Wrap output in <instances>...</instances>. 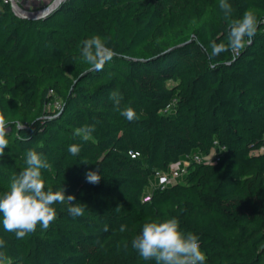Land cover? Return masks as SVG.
I'll list each match as a JSON object with an SVG mask.
<instances>
[{"label": "trees", "instance_id": "trees-1", "mask_svg": "<svg viewBox=\"0 0 264 264\" xmlns=\"http://www.w3.org/2000/svg\"><path fill=\"white\" fill-rule=\"evenodd\" d=\"M227 2L231 19L251 11L264 21V0ZM219 3L64 0L46 19L28 20L0 0V117L9 140L0 196L32 149L50 164L41 170L45 188L63 187L87 205L76 218L67 201L52 205L49 228L38 224L22 239L4 230L0 213V264H155L131 241L145 222L171 218L199 237L205 264H264V154H255L264 144V22L250 45L215 57L212 69L211 43L227 44ZM94 35L115 52L101 71L78 59ZM113 91L138 119L115 110ZM92 124L91 135L76 134ZM215 141L226 147L221 162L193 163L182 182L152 188L158 171ZM89 171H99L98 184L86 181Z\"/></svg>", "mask_w": 264, "mask_h": 264}, {"label": "clouds", "instance_id": "clouds-1", "mask_svg": "<svg viewBox=\"0 0 264 264\" xmlns=\"http://www.w3.org/2000/svg\"><path fill=\"white\" fill-rule=\"evenodd\" d=\"M220 9L228 20L227 44L212 42L209 56V67L214 69L217 65L211 61L222 53L231 52L236 54L240 49L252 43L256 35L259 21L251 11H246L242 18L231 19L232 6L227 0H220ZM115 56L112 48L108 47L102 38L94 35L82 41L80 56L91 67L90 71H101L105 64ZM114 75V74H112ZM110 99L114 108L129 122L138 119L137 113L131 107L121 109L122 95L113 91ZM17 128L23 127L20 121H15ZM6 122L0 117V158L5 155V149L9 146L6 138ZM95 131V124L85 125L77 129L76 134L84 133L85 137ZM81 148L77 144H71L68 152L77 156ZM26 167L11 179L10 189L0 196V213H2V224L6 232L14 233L17 239L36 231L39 224L43 230H47L50 223L56 219V211L52 206L56 203L64 204L66 201L71 206L67 209L73 217H80L84 214L86 204L73 203L75 197L65 195V189L53 191L52 187L45 188L41 170L49 169L47 159L35 150L29 149L26 152ZM101 180L99 171L86 173V181L98 184ZM119 210V207H117ZM125 226L121 225L120 231L124 232ZM5 241L0 239V248H3ZM132 248L145 261L154 260L155 264H205V255L200 248L199 237L191 232L180 231L179 221L176 218L163 221L152 220L145 222L138 235L131 241ZM5 257L0 252V260Z\"/></svg>", "mask_w": 264, "mask_h": 264}, {"label": "built area", "instance_id": "built-area-1", "mask_svg": "<svg viewBox=\"0 0 264 264\" xmlns=\"http://www.w3.org/2000/svg\"><path fill=\"white\" fill-rule=\"evenodd\" d=\"M12 3L14 12L24 14L25 12L43 13L51 8L59 0H8ZM53 107L60 108V103L56 102ZM169 107L167 108V110ZM225 146L219 145L217 141L214 142L211 150L208 153H198L192 156H186L181 161L172 163L168 171H158L155 174V179L152 182V188L165 189L181 180L188 174L189 167L195 164H215L221 162ZM255 154H264V144L255 152ZM151 195L146 197L145 201H150Z\"/></svg>", "mask_w": 264, "mask_h": 264}, {"label": "water", "instance_id": "water-1", "mask_svg": "<svg viewBox=\"0 0 264 264\" xmlns=\"http://www.w3.org/2000/svg\"><path fill=\"white\" fill-rule=\"evenodd\" d=\"M63 2H64V0H59L51 8H49L47 11H45L43 13H33V12H25L24 14H18L16 12L15 13L17 16H19L22 19H28V20L46 19L51 14H53L60 7V5Z\"/></svg>", "mask_w": 264, "mask_h": 264}]
</instances>
